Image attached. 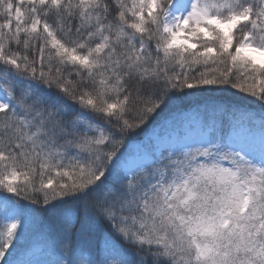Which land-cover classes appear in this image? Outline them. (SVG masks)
Returning <instances> with one entry per match:
<instances>
[{
    "label": "snow or ice",
    "instance_id": "snow-or-ice-1",
    "mask_svg": "<svg viewBox=\"0 0 264 264\" xmlns=\"http://www.w3.org/2000/svg\"><path fill=\"white\" fill-rule=\"evenodd\" d=\"M0 264H264V0H0Z\"/></svg>",
    "mask_w": 264,
    "mask_h": 264
},
{
    "label": "trees",
    "instance_id": "trees-1",
    "mask_svg": "<svg viewBox=\"0 0 264 264\" xmlns=\"http://www.w3.org/2000/svg\"><path fill=\"white\" fill-rule=\"evenodd\" d=\"M249 107L256 108V105H248Z\"/></svg>",
    "mask_w": 264,
    "mask_h": 264
}]
</instances>
